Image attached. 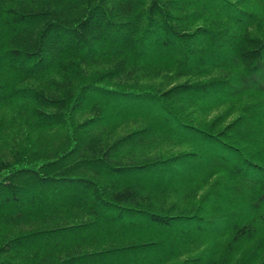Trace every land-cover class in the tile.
I'll return each instance as SVG.
<instances>
[{
	"label": "trees",
	"instance_id": "16d2710c",
	"mask_svg": "<svg viewBox=\"0 0 264 264\" xmlns=\"http://www.w3.org/2000/svg\"><path fill=\"white\" fill-rule=\"evenodd\" d=\"M0 264H264V0H0Z\"/></svg>",
	"mask_w": 264,
	"mask_h": 264
}]
</instances>
